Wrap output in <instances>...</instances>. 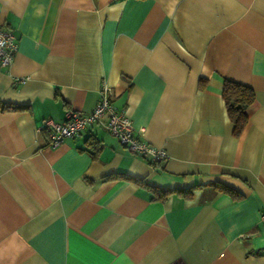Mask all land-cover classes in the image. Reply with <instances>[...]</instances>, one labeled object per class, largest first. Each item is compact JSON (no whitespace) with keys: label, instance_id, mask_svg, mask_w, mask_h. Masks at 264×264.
<instances>
[{"label":"crops","instance_id":"obj_1","mask_svg":"<svg viewBox=\"0 0 264 264\" xmlns=\"http://www.w3.org/2000/svg\"><path fill=\"white\" fill-rule=\"evenodd\" d=\"M0 28V264H264V0H0ZM102 82L164 160L97 124L49 145Z\"/></svg>","mask_w":264,"mask_h":264},{"label":"built area","instance_id":"obj_2","mask_svg":"<svg viewBox=\"0 0 264 264\" xmlns=\"http://www.w3.org/2000/svg\"><path fill=\"white\" fill-rule=\"evenodd\" d=\"M16 50V36L9 29L0 28V67L6 68L11 64ZM110 96V87L102 82L99 98L89 112L71 110L66 113L65 119L59 122L49 118L43 119L42 127L49 129V145L57 146L65 137H73L85 127L97 124L115 136L128 151L150 163L164 160L167 157L166 151L143 140L125 111L117 109L111 103ZM261 221L264 225V212L261 214Z\"/></svg>","mask_w":264,"mask_h":264},{"label":"trees","instance_id":"obj_3","mask_svg":"<svg viewBox=\"0 0 264 264\" xmlns=\"http://www.w3.org/2000/svg\"><path fill=\"white\" fill-rule=\"evenodd\" d=\"M220 94L225 105L227 116L232 123V132L234 135H239L247 123L246 108L254 100V90L245 83L223 78ZM215 185L225 189L224 186L218 183H215Z\"/></svg>","mask_w":264,"mask_h":264}]
</instances>
